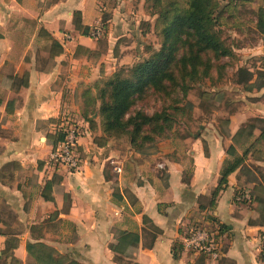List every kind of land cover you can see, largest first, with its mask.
<instances>
[{
  "label": "crops",
  "instance_id": "1",
  "mask_svg": "<svg viewBox=\"0 0 264 264\" xmlns=\"http://www.w3.org/2000/svg\"><path fill=\"white\" fill-rule=\"evenodd\" d=\"M147 1L0 0V60L7 58L16 31L31 25L39 31L34 38H41L43 29L63 47L53 59L49 52L51 68L28 67V87L8 91L0 106V204L9 210H0V264H36L27 252L29 244H44L79 264H118L111 246L119 244L123 234L140 237L137 246L125 247L124 258L133 264H264L262 207L253 197L258 186L264 187V175L256 171L264 169V158H254L253 152L210 208L228 149L234 146L241 154V141L237 145L234 137L252 120L264 119V88L246 92L238 86L245 97L224 127L210 124L196 139L172 138L145 161L116 159L120 174L109 164L115 157L112 150L95 141L101 135L98 120L86 114L83 94L94 91L102 74L109 76L110 61L117 59L108 54H114L127 35V22L144 16ZM75 13L92 31L107 18L106 53L99 52L101 40L75 29ZM260 37V44L249 49L260 65L250 69L264 72ZM10 100H16L12 112L6 108ZM65 119L77 123L82 133L77 172L50 163ZM241 193L251 201H237ZM144 217L162 231L151 249ZM202 225L219 234L221 258L208 260L184 249L175 259L174 244H182L189 229Z\"/></svg>",
  "mask_w": 264,
  "mask_h": 264
},
{
  "label": "trees",
  "instance_id": "2",
  "mask_svg": "<svg viewBox=\"0 0 264 264\" xmlns=\"http://www.w3.org/2000/svg\"><path fill=\"white\" fill-rule=\"evenodd\" d=\"M148 3L151 15L157 16L162 23L160 49L149 58H144L131 67H123L104 80L101 83L102 87H97L98 98L92 96L91 89L83 94L84 103L86 98L91 100L85 103L86 114L92 113L94 117L100 118L103 133L107 137L128 135L131 145L137 150H141L144 145H155L162 139H168L167 134L172 131V117L168 109H163L162 112L152 116L141 111L133 113L132 108L138 101L144 100V97L151 92L169 97L178 89L185 96L190 82L200 76L211 74L209 71L212 67L211 56L216 60L235 57L233 47L221 35L220 20L223 13L228 12L233 4L230 0L222 9L218 0H148ZM256 18V31L260 36H264V3L259 6ZM106 22L105 17L101 25L100 39L102 40L107 34ZM74 26L82 36L88 37L92 32L89 27L83 26L80 13L74 14ZM40 33L44 34L52 45L51 59L63 53V47L58 41L51 38L43 29ZM201 66L203 69L200 68ZM7 79L10 82L8 91H19L29 85L27 72ZM235 84L243 87L246 92L261 90L264 88V72L240 67L235 73ZM92 101L93 104L100 101V106L98 110L90 112L88 106ZM4 103L5 97L0 96V106ZM15 104L16 100L8 101L7 111L12 112ZM170 109L174 111L178 110V107ZM224 123L228 124L229 121L226 120ZM148 129H150L149 132ZM256 130L260 131V136L257 138L254 136ZM153 131L157 133L159 140L150 135ZM56 139L54 144L63 141L64 136L59 134ZM242 139L251 142L242 154H239L234 146L228 149V159L221 170L218 187L211 195L210 208H214L217 198L228 186L229 177L243 169L249 156L264 143V119L252 120L245 125L234 137V142L238 145ZM257 192L258 194L253 197L254 201L262 207L264 221V187L258 186ZM208 221L213 223L212 220ZM143 224L149 239L147 246L151 249L162 231L147 217L143 218ZM139 242V235L123 234L119 244L111 246L116 256L115 261L118 264H133L124 258L125 247H135ZM183 250L182 244L175 243L172 249L173 257L178 259ZM27 252L36 264H79L76 261L67 260L44 244H29Z\"/></svg>",
  "mask_w": 264,
  "mask_h": 264
},
{
  "label": "rangeland",
  "instance_id": "3",
  "mask_svg": "<svg viewBox=\"0 0 264 264\" xmlns=\"http://www.w3.org/2000/svg\"><path fill=\"white\" fill-rule=\"evenodd\" d=\"M220 8H224L229 0H218ZM231 4L228 12L223 13L221 23L222 38L233 47L235 57L231 59L216 60L211 56L212 67L209 70L210 75L200 76L188 84L187 94L184 96L179 89L176 93L165 97L154 92L149 93L144 97V100L132 108L133 113L141 111L149 116L155 113L162 112L163 109H168V113L172 117V131L167 134L168 139L159 142L158 144L144 145L141 150L135 149L130 143V137L124 135L121 137H107L102 130L101 120L99 117H94L98 120L96 124L98 137L95 141L99 145H107L115 154L113 159L109 161L111 166L112 161L138 162L148 160L152 155H157L159 146L162 143L169 142L174 138L179 139H196L206 132L210 124H222L227 120L228 115L233 113L238 106V101L245 97L243 89L235 84V73L240 67L251 68V66L259 67L260 61L257 58H251L249 49H253L260 44L261 37L256 31V13L259 6L263 5L264 0H230ZM149 3L144 11V16L140 20H134L132 23L127 22V34L119 40L114 54L109 53V58L114 56L117 63L112 62L109 76L102 74L101 78L96 81L94 91H91L94 98H98V88L102 87L101 83L107 78L113 76L123 67H131L144 58H149L154 52L161 47L162 23L157 16L151 15ZM149 18V20L145 19ZM25 28V27H24ZM19 28L15 34V40L8 43L6 59L0 60V67L6 60L4 66L0 69V96L7 98L10 82L7 79L10 76L18 74L22 75L27 72L28 67H36L41 70H47L54 65V60L48 57L51 50V43L43 35L41 38L33 35L39 33L33 25L27 26L26 29ZM101 40L100 51L105 52L107 44ZM106 53V52H105ZM201 69L202 66L200 67ZM176 72H178L176 70ZM106 73V71H105ZM177 89V88H176ZM92 97V98H93ZM91 98V99H92ZM90 99H85V103H89ZM100 101L96 104L90 103L89 111L98 110ZM178 107V110L170 108ZM73 122V121H72ZM77 125V123L73 122ZM224 127V126H222ZM150 129H148V132ZM154 139L159 140L155 131L151 134ZM161 139V138H160ZM241 142V154L244 149L250 144ZM111 152V153H112ZM254 158H264V147H259L254 151ZM117 159V160H116ZM189 158L186 156V161ZM118 163V162H117ZM119 164V163H118ZM121 166V165H120ZM163 171V167L159 168ZM264 175V169L256 170ZM252 179V177H249ZM245 177L244 181L249 179ZM0 210L9 213L5 204H0Z\"/></svg>",
  "mask_w": 264,
  "mask_h": 264
},
{
  "label": "built area",
  "instance_id": "4",
  "mask_svg": "<svg viewBox=\"0 0 264 264\" xmlns=\"http://www.w3.org/2000/svg\"><path fill=\"white\" fill-rule=\"evenodd\" d=\"M91 38L100 39L102 37V28L98 27L90 33ZM64 136L63 141L59 142L53 150L51 156V165L62 167L69 172H77L81 166V159L78 150L81 130L78 125L71 120H63L58 131ZM112 170L116 174L122 172V168L117 162H111ZM237 201L250 202L251 197L248 194L241 193ZM183 248L199 256H204L208 260L217 261L222 256V243L219 240V234L212 231L208 226H195L189 229L182 241ZM261 255L264 257V239L261 246Z\"/></svg>",
  "mask_w": 264,
  "mask_h": 264
}]
</instances>
